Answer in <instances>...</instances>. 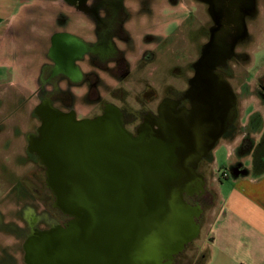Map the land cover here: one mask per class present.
Masks as SVG:
<instances>
[{
  "label": "water",
  "instance_id": "95a60500",
  "mask_svg": "<svg viewBox=\"0 0 264 264\" xmlns=\"http://www.w3.org/2000/svg\"><path fill=\"white\" fill-rule=\"evenodd\" d=\"M212 41L193 64L189 84L198 91L191 109L175 110L163 100L171 112L162 127L154 122L156 128L136 138L114 106L81 122L46 103L35 110L48 125L39 131L36 155L55 205L75 218V231L86 238V246L74 240L77 257L89 261L84 264H171L198 235L194 220L201 211L184 196L202 193L204 180L195 169L233 119L236 100L216 70L231 57L234 43L229 51L208 52Z\"/></svg>",
  "mask_w": 264,
  "mask_h": 264
},
{
  "label": "flooded vegetation",
  "instance_id": "af4514ba",
  "mask_svg": "<svg viewBox=\"0 0 264 264\" xmlns=\"http://www.w3.org/2000/svg\"><path fill=\"white\" fill-rule=\"evenodd\" d=\"M167 1L170 5L169 10H173V5L176 6L180 3L179 0ZM195 1L189 0V3L193 6ZM198 1L206 6L211 21L207 41L201 46L199 56L203 46L209 44L211 39L213 41L209 45L208 52L229 51L228 47L234 43L231 57L216 69L223 76L224 69L230 59L247 58L244 52H237L236 49L249 37L246 21L254 18L253 4L255 0ZM163 3L164 0H76L74 11L56 12V23L62 29L61 32H56L47 20L35 19L36 27L43 25V28H39V32L42 33L44 30V34L39 35L47 39L43 56L48 62L40 67L37 82L39 84L37 96L40 100L39 105L32 111V121L34 123L37 121L38 125L32 123L31 131L25 133V150L42 167L43 181L46 187V167L38 159L35 150L41 147L42 141L38 140L40 138L39 131L44 127L48 128V125L44 124L41 115L34 113L35 110L46 103L52 109L77 122L90 121L103 116L105 108L113 105L103 99L101 91L104 94L113 95L116 84L127 86V80L133 74L146 70V64L157 62L158 52H161L162 42L167 37H175L174 41H178L180 23L172 19L171 22L166 23V27H163L159 26L163 24V20L153 17L154 12L162 13ZM40 9L46 10V8ZM74 14H79L81 17V26L75 29L78 35L67 31L71 28L72 15ZM86 21L89 23L87 24ZM170 25L173 27L171 31L168 30ZM172 52L176 53L177 49L175 48V51L172 50ZM135 53L137 55L133 57L132 54ZM135 60L136 65L141 64L140 71L133 70L136 67L132 64ZM193 64L190 65L192 76L194 74ZM156 68L158 67L154 66L148 69L154 71ZM100 75H105L108 79H102ZM192 76L186 79V88L182 92H172L161 102L163 100L171 102L175 110H190L193 104L192 99L195 98V93L198 91V88L194 89L193 85L189 84ZM45 84L50 86L51 92L45 91L43 88ZM73 87H84L83 89L86 90L84 91L86 93L85 100L91 102L94 107H99L98 113L82 115V113L76 112L73 107L75 96L71 91ZM258 90L264 92V84H260ZM2 94L4 92L1 93V96ZM161 102L156 107L155 113H152L151 110L142 113L140 122L136 126L133 125L135 120L132 115L120 107L115 108L125 131L136 138L138 134L147 133L150 129L156 128L155 123L162 127V118L171 112V107L168 104L161 105ZM236 116L237 114L234 112L233 119L225 131L233 128ZM9 121L13 120L9 119ZM3 130L4 118H0V139L10 137L4 134ZM12 136H14L13 133ZM94 141L96 140H91V142ZM200 162L197 164L195 172L202 176V173L198 171ZM17 184L19 186V183ZM48 190L50 205L48 206L47 203V206H44L39 213L31 207H22L23 211L20 214L26 222L24 239L22 242L17 241L16 245L8 244V246L12 245L11 253L7 251L10 250L8 247L4 249L5 251L3 248L1 249L0 264H20L18 249L21 250L22 264H84L89 262L84 258L77 257L81 251L77 250L78 245L74 240L82 239L80 244L85 246L87 243L85 242L86 238L78 231L76 232L72 225L75 218L67 215L55 205V197L49 188ZM204 196L205 191L199 196L193 193L192 197H188V199L193 201L195 206H199L202 204ZM41 220L45 226L39 228L37 224ZM6 228V232L18 235V229L14 224H9ZM92 235L91 249L94 247V231ZM176 261L174 256L171 264H175Z\"/></svg>",
  "mask_w": 264,
  "mask_h": 264
},
{
  "label": "rangeland",
  "instance_id": "374dc122",
  "mask_svg": "<svg viewBox=\"0 0 264 264\" xmlns=\"http://www.w3.org/2000/svg\"><path fill=\"white\" fill-rule=\"evenodd\" d=\"M179 1V5H173V10H169L168 7L170 5L167 0H164L162 7L159 6L164 8L162 13H153L154 18L159 17L163 20V24L159 26L166 27V23L171 22L172 19L181 24L178 41H174L175 37H167L162 42L161 52H158L155 64L148 63L151 65L146 64V70L133 74L127 80V86L116 84L113 95L104 94L103 91L100 93L105 101L110 102L114 107L124 109L126 113L132 115L135 120L134 126L139 124L142 113L147 110L155 113L156 107L164 97L170 96L172 92H182L186 88V79L192 76L190 65L198 59L200 48L207 41L208 28L211 25V21L206 6L198 0L194 2L193 6L189 3V0ZM253 5L254 18L246 21L249 37L245 42L238 45L236 49L237 52H244L247 58L230 59L223 73L224 80L229 84L236 98L235 112L237 117L233 128L229 130L235 136L243 132L239 119L244 118L246 114L253 110L252 102L261 101L264 98V92L258 90L260 84H264V0H255ZM174 11L176 13H173ZM32 12L33 14H31L34 15L35 19L38 18L42 21L50 18L56 19L57 16V13L49 8L44 11L37 8L32 10ZM42 24L44 23L42 22ZM173 26L176 27L175 25ZM32 27L36 28L34 34L27 32L26 25L20 26V53L21 55L25 54L23 51L25 44H33L34 48L30 50L29 55L35 58L37 65L41 63L40 65L42 66L47 61L45 56H43L47 39L41 36L44 34V30H42V33L39 32V28H43V25L36 27L33 24ZM172 29L173 27L170 25L168 30L171 31ZM175 48L177 52L173 53L172 50L175 51ZM136 55V53L132 54L133 57ZM136 63L135 60L132 63L133 66ZM147 65L158 68L153 71L148 69ZM140 67L141 64L136 65L133 70L140 71ZM39 71L40 68L36 72L37 82ZM0 72L5 75L6 73L11 74L12 71L2 68ZM100 76L102 79H108L105 75ZM61 86L63 85L61 84ZM38 88L39 84L37 83L35 88L32 87L29 90L15 87L0 90V118H4L3 133L10 136L2 137L3 141L0 143V213L3 214L0 222V241L3 243H1L0 249L3 247L4 250L8 247L10 250L7 251L9 252L12 245H16V243L22 242L24 239L26 222L22 214H20L23 211L22 209L28 206L39 213L44 206H47L50 199L49 192H47L49 190L43 181L42 167L25 150V133L31 131L32 123L36 124V126L38 125L37 121L35 123L32 121V111L39 105L40 100L37 96ZM43 88L45 91L51 92L49 85L45 84ZM83 88L73 87L71 90L75 96L74 109L76 112L82 113V115L98 113L99 107H94L91 102L85 100L86 93L84 91L86 90ZM1 91L4 92L2 96ZM10 116L13 117L11 118ZM9 119L13 121H9ZM256 124V121L250 122L245 128L248 130L256 129L258 128ZM12 133L14 136H12ZM249 145L250 142L248 141ZM239 147L236 151H238ZM261 149H264V143L261 144ZM212 158L216 164L215 166L211 163ZM247 162L246 165L248 164ZM228 165L229 161L226 159L225 148L220 143L215 144L208 159H203L200 162L198 171L202 173L204 178L203 191H205V196L202 204L196 206L201 211L199 217L194 220L198 227V235L185 245L180 253L175 255L177 259L175 264L200 263V259L203 256L202 244L205 243V230L211 220L210 213L217 206L212 177L219 176L222 171H228ZM17 183H19V186ZM184 200L189 205L195 206L193 201L188 199L187 196H184ZM9 224H14L17 227L18 235L6 232V226H9ZM37 225L39 228L45 226L42 220ZM10 243L12 245L8 246ZM17 247L19 248V246ZM18 253V261L22 264L20 249H18ZM167 261V259H164V263Z\"/></svg>",
  "mask_w": 264,
  "mask_h": 264
},
{
  "label": "crops",
  "instance_id": "0c3cea01",
  "mask_svg": "<svg viewBox=\"0 0 264 264\" xmlns=\"http://www.w3.org/2000/svg\"><path fill=\"white\" fill-rule=\"evenodd\" d=\"M75 2L0 0V69L12 71L5 75L0 72V90L12 87L29 90L37 85L36 72L41 63L37 65L35 58L29 55L34 45L25 44V54L21 55L19 44L21 25L27 26L28 33H35L32 10L49 8L55 12H72ZM72 20L71 28L67 31L78 35L75 29L81 26V17L74 14ZM47 21L56 32L62 31L56 19ZM252 105L253 110L239 119L243 132L235 136L225 131L216 142L225 148L229 165L228 171L212 177L217 206L210 213L211 220L205 230L203 256L199 264H264V149H261L264 143V98L252 102ZM254 121L258 128H245ZM2 141L0 139V143ZM238 147L241 152L236 151ZM211 163L216 165L213 158ZM2 216L0 213V222Z\"/></svg>",
  "mask_w": 264,
  "mask_h": 264
},
{
  "label": "trees",
  "instance_id": "16d2710c",
  "mask_svg": "<svg viewBox=\"0 0 264 264\" xmlns=\"http://www.w3.org/2000/svg\"><path fill=\"white\" fill-rule=\"evenodd\" d=\"M241 148L238 149V151L240 152Z\"/></svg>",
  "mask_w": 264,
  "mask_h": 264
},
{
  "label": "built area",
  "instance_id": "2783aa9c",
  "mask_svg": "<svg viewBox=\"0 0 264 264\" xmlns=\"http://www.w3.org/2000/svg\"><path fill=\"white\" fill-rule=\"evenodd\" d=\"M222 176H225L224 174H222Z\"/></svg>",
  "mask_w": 264,
  "mask_h": 264
}]
</instances>
